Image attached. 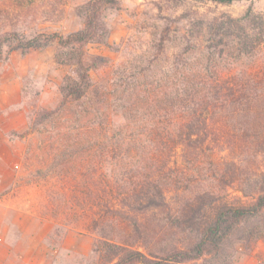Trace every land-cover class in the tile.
<instances>
[{"label":"rangeland","instance_id":"rangeland-1","mask_svg":"<svg viewBox=\"0 0 264 264\" xmlns=\"http://www.w3.org/2000/svg\"><path fill=\"white\" fill-rule=\"evenodd\" d=\"M87 1L0 0V29L67 35L83 27ZM227 14L256 16L260 25L252 32L261 45L255 52L239 55L233 41L210 50L205 45L211 41L189 35L201 15ZM103 15L110 44L91 41L85 50L108 65L90 73L97 92L108 99L114 129L109 134L87 128L79 135L74 117L36 124L44 110L58 105L72 66L56 61L54 45L0 44V264H101L102 241L130 228L119 218L77 209L87 204L84 191L122 186L144 158L129 133L140 135L138 129L144 141L152 136L151 125L183 122L197 107L205 82L213 86L237 74L257 83L260 101L251 102L250 111L241 106L230 120L264 131V35L257 34L264 31V0H119ZM256 139L258 152L246 156L217 151L195 162L173 157L157 178L175 206L181 193L195 192L237 202L243 195L237 179L245 181L248 193L264 185V136ZM63 206L66 214L59 212ZM262 229L264 214L232 231L222 254L184 264H264ZM159 233L168 245V228Z\"/></svg>","mask_w":264,"mask_h":264},{"label":"trees","instance_id":"trees-1","mask_svg":"<svg viewBox=\"0 0 264 264\" xmlns=\"http://www.w3.org/2000/svg\"><path fill=\"white\" fill-rule=\"evenodd\" d=\"M212 1L231 3L234 0ZM118 2L87 1L81 14L83 27L67 35L58 32L26 35L18 29H0V37L3 38L0 44L7 40L16 42L19 48L54 45L56 61L72 66L60 86L58 105L44 110L35 119L36 124L63 116L75 118L73 128L78 130L79 135L84 134L87 128L92 130L90 132L103 131L105 134L114 130L108 115V99L97 92L99 83H93L90 73L92 70L104 71L108 66L106 59L90 55L85 45L91 41L110 44V31L103 14L106 7ZM197 19L195 24L191 22L189 35L211 41L205 45L210 50L233 41L239 55H249L261 45L254 36L256 33L252 32L260 25L256 16L201 15ZM257 34L264 35V31ZM258 89L257 83L252 84L250 79L237 74L219 78L213 86L205 82V90L196 102L197 107L187 109L183 122L178 125H151L149 132L152 136H146L144 141H141L142 132L138 129L140 135L129 133L139 149L142 145L144 158L134 163L136 169L124 179L122 186L100 189L96 185L84 191L87 204L77 206V209L87 208L104 216L119 218L130 228L118 237L108 235L112 237L102 241L101 264H184L215 257L222 254L232 231L264 214V185L248 193L243 186L245 181L237 179L243 192L237 202H230L220 194L195 192L189 196L181 193V203L175 206L167 193V186L156 175L168 167L173 157L195 162L201 155L217 151L241 156L257 153L256 138L264 136L261 127L249 129L233 123L230 118L241 106L250 111L251 102L260 101ZM185 188L188 189L183 187L184 191ZM66 210L67 207L63 206L59 212L63 214L65 211L66 214ZM94 222L101 223L99 218H94ZM163 228H168L171 239H168V245L161 242L159 232ZM178 232L189 236L182 238L177 235Z\"/></svg>","mask_w":264,"mask_h":264},{"label":"crops","instance_id":"crops-1","mask_svg":"<svg viewBox=\"0 0 264 264\" xmlns=\"http://www.w3.org/2000/svg\"><path fill=\"white\" fill-rule=\"evenodd\" d=\"M0 96H2V95H0ZM4 264H6V263H4Z\"/></svg>","mask_w":264,"mask_h":264}]
</instances>
